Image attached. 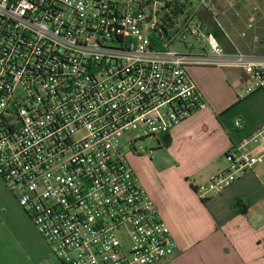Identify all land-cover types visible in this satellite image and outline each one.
<instances>
[{"label":"built area","instance_id":"built-area-1","mask_svg":"<svg viewBox=\"0 0 264 264\" xmlns=\"http://www.w3.org/2000/svg\"><path fill=\"white\" fill-rule=\"evenodd\" d=\"M211 0H0V178L48 243L46 264H161L177 245L128 162L205 107L191 68L264 92V55L211 31ZM235 127H242L239 121ZM197 189L264 163V129Z\"/></svg>","mask_w":264,"mask_h":264},{"label":"crops","instance_id":"crops-1","mask_svg":"<svg viewBox=\"0 0 264 264\" xmlns=\"http://www.w3.org/2000/svg\"><path fill=\"white\" fill-rule=\"evenodd\" d=\"M260 52L264 50L254 54L264 55ZM237 71L238 79L249 85L248 76ZM241 94L238 100L247 97L240 98ZM226 116L224 108H210L205 102L191 118L161 136L157 143L165 156L159 161L170 165L166 170L151 166V157L133 160L177 245L175 255L161 264H264V163L217 195L203 200L197 193L226 169L225 155L233 146L264 129V118L251 126L254 122L245 119L237 129ZM1 192L6 200L0 203V264L42 263L47 249L39 232L18 208L14 194L3 185Z\"/></svg>","mask_w":264,"mask_h":264},{"label":"rangeland","instance_id":"rangeland-1","mask_svg":"<svg viewBox=\"0 0 264 264\" xmlns=\"http://www.w3.org/2000/svg\"><path fill=\"white\" fill-rule=\"evenodd\" d=\"M201 14V18L208 27L222 26L228 38L241 51L257 53L264 50V0H211L208 11L204 10ZM245 42H250L252 46L246 48L243 45ZM260 53L263 54L264 52ZM189 73L202 93L207 106L214 109L224 108L229 124L233 125L239 121L242 125H245V119H248L254 122L253 124L249 123V126H251L257 122L258 118L259 120L264 118V93L262 91L257 90L252 95L238 100L237 95L244 93L247 85L245 86V82L238 79L237 70L195 67L191 68ZM250 129L248 128V130ZM139 146L152 148L154 153L142 156L128 153L127 159L132 168L134 158L142 159V157H151V161L149 160L151 166H155L158 170L161 168L166 170L170 167V165L160 163L159 159L161 162L164 160L165 152L158 146L157 141L147 138L139 142ZM133 170L136 171L134 168ZM136 176L139 179L137 174ZM262 181L264 192V174L262 175ZM2 185L7 191L11 192L0 178V203L6 200L1 192ZM11 195L13 196L12 192ZM13 198L15 199L14 196ZM15 202L20 209L21 207L16 199ZM39 237L47 249V257L40 264H46L51 261V259H47L50 254L49 245L41 235Z\"/></svg>","mask_w":264,"mask_h":264},{"label":"trees","instance_id":"trees-1","mask_svg":"<svg viewBox=\"0 0 264 264\" xmlns=\"http://www.w3.org/2000/svg\"><path fill=\"white\" fill-rule=\"evenodd\" d=\"M211 31L221 40V42L225 45H227L226 38L224 37L223 30H221L218 26H211L210 27ZM227 49L229 51H233L234 48L232 46L227 45Z\"/></svg>","mask_w":264,"mask_h":264}]
</instances>
